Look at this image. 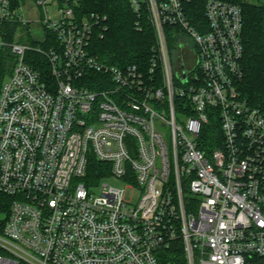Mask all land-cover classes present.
<instances>
[{"label": "built area", "instance_id": "2783aa9c", "mask_svg": "<svg viewBox=\"0 0 264 264\" xmlns=\"http://www.w3.org/2000/svg\"><path fill=\"white\" fill-rule=\"evenodd\" d=\"M129 2L155 35L145 67L99 62L106 18L76 16L77 0H0V264L264 256V109L238 89L241 8L206 0L192 25L193 0ZM166 27L189 59H173ZM91 157L121 185L86 186Z\"/></svg>", "mask_w": 264, "mask_h": 264}, {"label": "trees", "instance_id": "16d2710c", "mask_svg": "<svg viewBox=\"0 0 264 264\" xmlns=\"http://www.w3.org/2000/svg\"><path fill=\"white\" fill-rule=\"evenodd\" d=\"M74 8L76 16L82 17L96 14L106 18L107 29L101 38L95 34L91 39L90 52L95 58L108 65L124 67L136 64L145 67L149 61L152 49L156 44L153 29L146 23V12L142 11L141 30L135 28L137 20L129 0H77ZM238 5L242 11V46L243 54L240 61L242 79L238 84L241 97L252 107L264 109V2L256 0L249 3L246 0H220ZM206 0H193L187 6L188 19L196 25L198 18H203V6ZM3 38L12 41L13 26L4 27ZM169 48L172 47L179 35L174 29L165 28ZM5 33H8L5 36ZM29 39L31 37L27 36ZM40 59L28 53L26 60ZM10 55L8 51L0 52V86L4 81L9 68ZM29 62V61H28ZM36 62V65L38 64ZM43 63V62H42ZM35 64V63H34ZM177 100H175V104ZM108 165L98 162L95 158L89 159L86 177V186L98 184L106 176ZM8 200L0 196V201ZM1 253V251H0ZM176 264H186L182 254L174 255L171 259ZM249 264H264V256H254Z\"/></svg>", "mask_w": 264, "mask_h": 264}, {"label": "rangeland", "instance_id": "374dc122", "mask_svg": "<svg viewBox=\"0 0 264 264\" xmlns=\"http://www.w3.org/2000/svg\"><path fill=\"white\" fill-rule=\"evenodd\" d=\"M260 2H264L263 0H259ZM246 2H249V3H253V2H256V0H246ZM180 39V38H179ZM28 45L32 44L31 43V39L26 41ZM172 57L175 61L179 60L180 58H184V59H189V56L186 52V50H183L180 46H179V43H178V39L175 41L173 47H172ZM102 183H105V184H108V185H111V186H120L121 184L111 178H105L101 181ZM139 191L136 190L135 193H131L128 192L126 194V199L129 200L130 202H135L139 196ZM6 217V215L4 213L0 214V218L4 219Z\"/></svg>", "mask_w": 264, "mask_h": 264}]
</instances>
